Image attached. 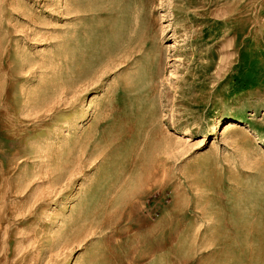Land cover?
<instances>
[{
	"label": "rangeland",
	"instance_id": "rangeland-1",
	"mask_svg": "<svg viewBox=\"0 0 264 264\" xmlns=\"http://www.w3.org/2000/svg\"><path fill=\"white\" fill-rule=\"evenodd\" d=\"M90 1L0 0V264H264V0Z\"/></svg>",
	"mask_w": 264,
	"mask_h": 264
},
{
	"label": "bare ground",
	"instance_id": "bare-ground-1",
	"mask_svg": "<svg viewBox=\"0 0 264 264\" xmlns=\"http://www.w3.org/2000/svg\"><path fill=\"white\" fill-rule=\"evenodd\" d=\"M115 3H116V1H115ZM75 4H76L75 7L78 8L79 9L78 11H80V12L85 11L86 9L89 10L92 7L90 0H76ZM89 39H90V35H89L88 31L85 29V27L80 28V30H78V34H77L76 54L78 57V63L81 66V68H82V66H86L85 54H86V50H87L89 43H90ZM232 124L233 123H230L229 127L232 126ZM151 133H153V131Z\"/></svg>",
	"mask_w": 264,
	"mask_h": 264
}]
</instances>
